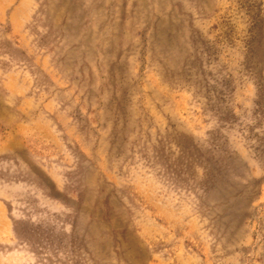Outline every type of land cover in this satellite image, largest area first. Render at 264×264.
Here are the masks:
<instances>
[{
    "label": "rangeland",
    "instance_id": "1",
    "mask_svg": "<svg viewBox=\"0 0 264 264\" xmlns=\"http://www.w3.org/2000/svg\"><path fill=\"white\" fill-rule=\"evenodd\" d=\"M0 264H264V0H0Z\"/></svg>",
    "mask_w": 264,
    "mask_h": 264
}]
</instances>
